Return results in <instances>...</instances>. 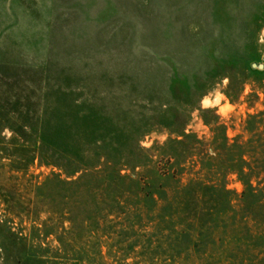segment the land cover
Returning <instances> with one entry per match:
<instances>
[{
    "label": "rangeland",
    "instance_id": "obj_1",
    "mask_svg": "<svg viewBox=\"0 0 264 264\" xmlns=\"http://www.w3.org/2000/svg\"><path fill=\"white\" fill-rule=\"evenodd\" d=\"M253 63L264 64V0H0V264H215L209 239L180 245L173 260L175 236L160 244L127 233L126 216L64 203L43 187L67 175L40 162L37 134L49 121L81 150L98 139L123 152L139 145L161 175L171 165L158 146L182 127L210 140L204 117L218 115L231 140L250 137L245 120L264 109V70ZM231 80L243 87L235 102ZM227 187L244 190L236 174ZM222 236L215 251L229 254Z\"/></svg>",
    "mask_w": 264,
    "mask_h": 264
},
{
    "label": "trees",
    "instance_id": "obj_2",
    "mask_svg": "<svg viewBox=\"0 0 264 264\" xmlns=\"http://www.w3.org/2000/svg\"><path fill=\"white\" fill-rule=\"evenodd\" d=\"M242 91L243 87L231 80L226 94L235 102ZM250 96L259 97L257 93ZM212 111L207 108L203 113ZM214 116V121L204 117L212 130L210 140L182 127L173 131L175 138L158 146L171 165L169 170L160 171L161 175L154 168L155 155L149 149L132 144L123 152L118 145H106L98 139L81 150L73 133H64L48 121L47 128L37 134L36 152L41 163L57 167L67 178L53 173L43 187L54 186L64 203L86 205L93 215L106 212L126 216L127 233L145 230L149 237L155 233L160 244L161 238L175 236L170 251L173 260L180 245L186 244L190 250L209 239L215 264H223V260L227 264H264V109L245 120V130L250 134L247 140L241 136L231 140L227 125ZM97 132L100 130L88 129L85 135ZM102 155L107 158L105 164L97 163ZM122 158L128 162L121 164ZM187 162L191 164L188 173L193 175L183 182ZM123 167L131 174H122ZM230 174H236L244 185L240 195L227 187ZM171 180V187L163 186L162 181ZM83 197L90 198L89 202L82 203ZM222 235L235 247L229 254L218 248L215 251L216 242L224 240Z\"/></svg>",
    "mask_w": 264,
    "mask_h": 264
},
{
    "label": "water",
    "instance_id": "obj_3",
    "mask_svg": "<svg viewBox=\"0 0 264 264\" xmlns=\"http://www.w3.org/2000/svg\"><path fill=\"white\" fill-rule=\"evenodd\" d=\"M252 66L254 68L258 67L259 69H263L264 68V64L260 63V64H257V63H253Z\"/></svg>",
    "mask_w": 264,
    "mask_h": 264
},
{
    "label": "clouds",
    "instance_id": "obj_4",
    "mask_svg": "<svg viewBox=\"0 0 264 264\" xmlns=\"http://www.w3.org/2000/svg\"><path fill=\"white\" fill-rule=\"evenodd\" d=\"M206 103H207V101H206Z\"/></svg>",
    "mask_w": 264,
    "mask_h": 264
}]
</instances>
